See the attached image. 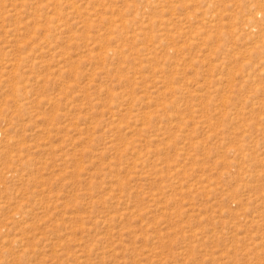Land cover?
<instances>
[{
    "label": "rangeland",
    "instance_id": "rangeland-1",
    "mask_svg": "<svg viewBox=\"0 0 264 264\" xmlns=\"http://www.w3.org/2000/svg\"><path fill=\"white\" fill-rule=\"evenodd\" d=\"M0 264H264V0H0Z\"/></svg>",
    "mask_w": 264,
    "mask_h": 264
}]
</instances>
